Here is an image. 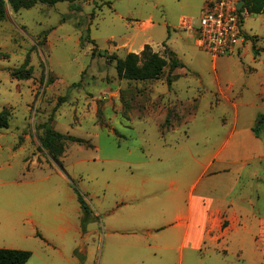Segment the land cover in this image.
<instances>
[{
	"label": "rangeland",
	"instance_id": "rangeland-1",
	"mask_svg": "<svg viewBox=\"0 0 264 264\" xmlns=\"http://www.w3.org/2000/svg\"><path fill=\"white\" fill-rule=\"evenodd\" d=\"M203 2L87 0L75 3L80 10L69 2L8 8L0 22V112L11 114L0 131V248L31 252L27 264H96L105 219L116 223L123 213L116 226L142 235L133 205H142L143 189L155 190L156 171L182 172L188 160L198 173L191 156L213 151L232 123L243 126L252 113L264 114V13L247 14L245 42L214 59L193 32L179 28L181 17H194L199 27ZM146 45L168 61L175 53L184 67L170 74L167 66L157 80L120 79L113 57H141ZM47 123L87 144L67 141L56 161L42 147ZM242 184L256 194L255 236L264 218V182L244 178ZM75 191L89 208L103 211L66 231L69 222L59 216L76 223L81 213ZM243 236L233 238L228 253L219 242L181 255L174 241L176 251L155 264H264V228L256 242Z\"/></svg>",
	"mask_w": 264,
	"mask_h": 264
},
{
	"label": "crops",
	"instance_id": "crops-1",
	"mask_svg": "<svg viewBox=\"0 0 264 264\" xmlns=\"http://www.w3.org/2000/svg\"><path fill=\"white\" fill-rule=\"evenodd\" d=\"M207 1L204 0L202 7ZM237 105L234 103L235 107ZM258 115L252 113L243 126L232 123L213 151L191 156L199 166L198 173L194 172L193 164L189 165L188 160L182 172L171 169L156 171L155 190L143 189L142 205H133L136 219L142 220V235L124 234L125 230L116 226V223L124 221L123 213L116 223L108 221L111 217L105 219L101 222L104 235L98 237L100 251L96 264H143L144 259H152V264L161 263L164 257L169 258L176 251L173 242L178 240L177 250L183 255L185 250L198 252L205 243L215 246L219 242L228 253L235 236L242 240L245 238L243 235L250 234L252 239L254 232L250 217L258 204L252 185H244L242 181L245 178L264 182V140L253 131ZM189 177L193 181L186 190L183 185ZM90 210L96 218H100L103 211L100 208ZM80 212L76 223L63 214L59 216L60 220L69 222L66 231L80 229L82 208ZM114 212L111 210L107 214ZM262 227L264 218L258 223L254 240ZM63 230L60 226L59 231ZM162 239H165V244H152ZM79 253L86 255L87 250L82 249Z\"/></svg>",
	"mask_w": 264,
	"mask_h": 264
},
{
	"label": "trees",
	"instance_id": "trees-1",
	"mask_svg": "<svg viewBox=\"0 0 264 264\" xmlns=\"http://www.w3.org/2000/svg\"><path fill=\"white\" fill-rule=\"evenodd\" d=\"M80 1L87 0H0V22L5 19L8 8L13 12H19L22 9H31L38 4L55 5L60 2H69L73 10H80L81 6L75 4ZM240 9L245 10L249 15L263 14L264 0H241ZM141 54L140 57L138 54L128 53L123 59L113 57L116 60V71L120 79L127 81L157 80L167 66H169L170 74L178 68L184 67V64L173 52L170 54L169 61L158 53L153 52L149 45L144 47ZM170 84L171 82H169ZM10 115V111L7 109L0 112V131L9 127ZM43 128L45 132L42 147L48 150L56 161L64 153L67 141L77 144H87L84 140L55 131L49 123L45 124ZM262 129H264V114H259L253 131L259 137ZM75 193L84 213L82 225L85 226L90 218L91 210L85 203L82 195L76 191ZM31 257L32 253L29 251L0 248V264H27Z\"/></svg>",
	"mask_w": 264,
	"mask_h": 264
},
{
	"label": "built area",
	"instance_id": "built-area-1",
	"mask_svg": "<svg viewBox=\"0 0 264 264\" xmlns=\"http://www.w3.org/2000/svg\"><path fill=\"white\" fill-rule=\"evenodd\" d=\"M240 3L241 0H208L201 9L199 27L195 26V18L182 17L179 28L193 32L197 46L212 58L231 54L239 41L245 42L242 26L247 13L240 9Z\"/></svg>",
	"mask_w": 264,
	"mask_h": 264
}]
</instances>
